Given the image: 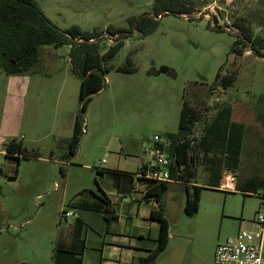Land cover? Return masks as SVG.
Wrapping results in <instances>:
<instances>
[{"label": "rangeland", "instance_id": "obj_1", "mask_svg": "<svg viewBox=\"0 0 264 264\" xmlns=\"http://www.w3.org/2000/svg\"><path fill=\"white\" fill-rule=\"evenodd\" d=\"M35 1L61 30L78 27L82 32L101 35L98 44L102 54L115 44L116 37L107 33L109 28L130 31L132 18L153 16L154 3V0ZM240 18L250 20L255 35L264 37V0H198L190 15L161 18L158 29L150 36L143 37L133 30L126 46L107 64L111 70L106 88L95 95L82 114L88 126V134L82 137V156L69 159V166L22 159L18 181L11 182L6 177L0 180V264H58L59 235L66 236L75 221V217L62 219L61 214L64 210L76 213L70 202L97 192L101 177L91 169L108 159L103 155L104 148H122L128 163L144 159L143 150L156 135L178 133L185 94L187 104L199 114L191 139L196 141L200 159L205 151L201 141L206 129L229 106L233 107L232 122L246 128L244 150L236 171L227 167L221 144L211 152L220 158V168L210 170L211 163L200 160L197 185L203 189L196 214L188 215L185 211L193 186L186 189L173 185L163 196L160 205L170 225V239L156 264H214L219 244L240 230L253 228L252 221L261 205L258 196L264 195V190L243 192L239 185L250 179L264 180V55L256 56L242 45L238 46L242 55L232 53L238 33L232 25ZM70 52L69 46H44L36 68L40 73L35 78L43 80L39 90L42 93L20 97L34 108L26 113L25 125L28 138L37 140V147L28 152H36L43 158H51L49 146L55 143L57 154L67 150L62 137H46L54 113H59V134L63 137L73 132L72 123L70 133L67 132L68 117L72 122L74 116L81 114V80L72 72ZM128 58L135 72H118V68L127 66ZM220 70L221 76L215 82ZM12 77L0 71V112L4 110L2 99ZM223 79L230 80L229 88H224ZM105 108L108 112L103 114ZM33 124L40 137L32 129ZM18 140L23 142L21 135ZM207 143L204 146H209ZM87 166L91 169L87 170ZM227 170L237 176V192L224 193L217 188ZM69 171L65 188L62 179ZM92 230L91 224H84L81 238L85 240L88 232L91 242L87 245L85 242V258L70 256L72 264L101 261V252L93 246L102 242V238Z\"/></svg>", "mask_w": 264, "mask_h": 264}, {"label": "trees", "instance_id": "obj_2", "mask_svg": "<svg viewBox=\"0 0 264 264\" xmlns=\"http://www.w3.org/2000/svg\"><path fill=\"white\" fill-rule=\"evenodd\" d=\"M198 4V0H154L153 16L144 15L138 19L130 20L131 30H107L112 37H116L115 44L108 51L101 54L98 44L101 35L96 33L82 32L78 27H72L69 30L58 28L41 10L35 0H0V69L9 76H20L24 74H36L37 67L40 64L42 48L44 46H70V62L72 72L81 80L79 102L81 114L76 117L74 134L68 141V153L63 160L74 158L79 150L82 141L84 121L82 114H85L93 97L106 88V76L111 67L107 64L114 59L125 45V41L133 35V30L140 33L143 37L152 35L159 26L160 19L168 15H190L193 7ZM161 17V18H160ZM232 27L238 30L235 34V42L232 53L242 55L243 52L238 46L242 45L256 56L264 55V37L255 35L252 22L245 18L237 19ZM217 32H223L219 29ZM118 72L134 73L132 60L127 59V66L117 69ZM173 74V73H172ZM221 70L217 75L215 82L219 80ZM229 79H223L222 85L225 89L231 85ZM186 94L184 95V104L180 115L179 131L177 134H167L171 139L172 145L170 151L176 156L178 166H183L179 175L174 174L176 180L182 182L186 189L189 184L193 185V194H188L185 211L188 215H194L199 211L202 187L198 186V170L200 160H207L211 163L210 170L220 168V158L214 153L213 148L219 144L224 148L226 154V164L231 170H238L240 165V156L244 148L245 126L240 123L232 122L233 107L222 109L217 118L206 129L202 138V146L205 149L203 157L200 159L196 147V141L191 139L194 125L199 121V114L187 104ZM207 142H210L208 144ZM209 146H204L205 144ZM215 145V147H213ZM10 154H17L18 162L22 159H38L40 156L36 153H30L23 148L22 143L11 142L7 146ZM211 154V155H210ZM63 172V170H61ZM101 174L102 170H96ZM2 171L0 170V175ZM157 186L152 191L156 200L161 202L163 196L167 193L171 183H155ZM243 192L256 193L259 189H264V180L250 179L239 185ZM99 198L105 203L103 211L107 221L114 219L110 208V200L102 194ZM64 210L61 214L65 218ZM153 221L159 222V237L157 248L151 254L141 261V264H155L160 254L163 253L169 244L170 225L164 216L162 206L159 211H153L151 214ZM72 248L65 249L72 254L82 257L85 251V240H82L81 233L84 228L83 222L79 220L74 223ZM63 251L61 243L56 246V256L58 252ZM19 264H32L21 262Z\"/></svg>", "mask_w": 264, "mask_h": 264}, {"label": "crops", "instance_id": "obj_3", "mask_svg": "<svg viewBox=\"0 0 264 264\" xmlns=\"http://www.w3.org/2000/svg\"><path fill=\"white\" fill-rule=\"evenodd\" d=\"M126 41L124 47L126 46ZM39 73L37 71L35 75L24 74L27 77L13 76L7 83L6 93L2 99L5 102L4 110L0 112V170L2 171L0 180L6 177L9 181L14 182L18 181L21 175L23 163L22 161H17V154H10L7 151L9 143H20L18 137L21 135L23 139L21 143L26 151H30V149L34 151L36 149L35 147H37L35 146L37 140L28 138L29 133L25 125L26 113L34 108L27 105L20 97L30 96L31 94L41 95L42 92L39 90L42 88L43 83L41 84V82L43 80L35 79ZM103 91L99 92L98 95ZM105 112H108V108L104 109L103 114ZM58 114L57 112L54 113V120L46 137L51 138L53 136L59 139L62 137L65 140L67 150L61 154H57L54 150L55 143L49 146L51 158L40 157L33 161L39 162L40 164L54 163L62 166H65L63 163L68 162L67 160H63V157L68 153V141L74 134L76 116L73 117L72 122L70 121V117H68L66 122L67 132L70 133V123L73 125V132L63 137L59 134L61 130L59 128V119L57 120ZM87 127L86 134H88ZM32 129H35L38 137H40L37 126L33 124ZM119 149L120 152H118ZM123 151L122 148H116V146H106L104 148L103 155L104 157L107 155L108 159H104L106 160L105 165L107 166L104 165L101 174H98L94 168L91 169L87 166V170H94L101 177L99 182L96 180L97 192L90 193L82 198L76 197L70 202V206L76 211L73 216L75 217V221L71 226V231L66 236H62L61 233L59 235L58 242L61 243L63 251L56 256L58 264H72L70 256H78L65 250L72 248L74 223L78 220L86 225L91 224L93 234L102 238V242L98 243L97 241L93 246L101 252L102 259L99 264H141V261L147 258L157 248L160 225L159 222L151 219L152 212L159 211L160 209V204L152 192L157 185L138 177V171L143 159L139 161L137 159V161L128 163L129 161ZM80 156H82L81 143L78 153L74 158H80ZM61 170L64 171V169ZM69 176L70 171L62 179L65 188L68 186ZM57 179L55 177V186L58 185ZM173 185L185 187L182 183H171L168 191ZM193 185L196 184H189V187ZM102 194H105L111 203L110 208L114 219L110 221H107L104 214H102V211L106 207L105 203L99 198ZM100 222L101 225H98ZM85 242L86 245L91 242L88 232L85 236ZM85 255L86 251L83 252L82 257L85 258Z\"/></svg>", "mask_w": 264, "mask_h": 264}, {"label": "built area", "instance_id": "obj_4", "mask_svg": "<svg viewBox=\"0 0 264 264\" xmlns=\"http://www.w3.org/2000/svg\"><path fill=\"white\" fill-rule=\"evenodd\" d=\"M83 133H86L85 123ZM171 145V139L166 136L154 137L153 142L143 150L144 159L138 171L140 179L152 183H182L174 178L183 166L177 165L176 156L170 151ZM63 164L70 165L68 162ZM105 164L106 160H103L94 169L102 170ZM217 188L224 193L237 192V176L231 171H224ZM258 197L261 205L252 221L253 228L240 230L236 236L219 244L214 264H264V195ZM64 216L71 218L74 214L66 211Z\"/></svg>", "mask_w": 264, "mask_h": 264}, {"label": "water", "instance_id": "obj_5", "mask_svg": "<svg viewBox=\"0 0 264 264\" xmlns=\"http://www.w3.org/2000/svg\"><path fill=\"white\" fill-rule=\"evenodd\" d=\"M183 16V15H182ZM184 17H187V16H184ZM161 18V17H160Z\"/></svg>", "mask_w": 264, "mask_h": 264}]
</instances>
